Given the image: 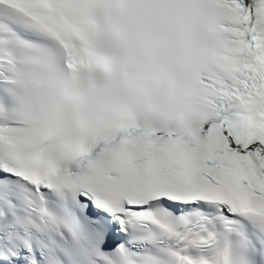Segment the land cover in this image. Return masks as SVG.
Wrapping results in <instances>:
<instances>
[{
    "label": "snow or ice",
    "instance_id": "1",
    "mask_svg": "<svg viewBox=\"0 0 264 264\" xmlns=\"http://www.w3.org/2000/svg\"><path fill=\"white\" fill-rule=\"evenodd\" d=\"M0 264H264V0H0Z\"/></svg>",
    "mask_w": 264,
    "mask_h": 264
}]
</instances>
